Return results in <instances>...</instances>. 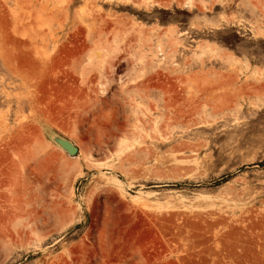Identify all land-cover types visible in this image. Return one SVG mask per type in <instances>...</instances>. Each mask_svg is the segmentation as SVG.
I'll return each instance as SVG.
<instances>
[{"label": "rangeland", "instance_id": "obj_1", "mask_svg": "<svg viewBox=\"0 0 264 264\" xmlns=\"http://www.w3.org/2000/svg\"><path fill=\"white\" fill-rule=\"evenodd\" d=\"M0 264H264V0H0Z\"/></svg>", "mask_w": 264, "mask_h": 264}, {"label": "water", "instance_id": "obj_2", "mask_svg": "<svg viewBox=\"0 0 264 264\" xmlns=\"http://www.w3.org/2000/svg\"><path fill=\"white\" fill-rule=\"evenodd\" d=\"M65 146L67 147V150L69 152H75L77 150V147L74 144H71L69 142H66Z\"/></svg>", "mask_w": 264, "mask_h": 264}]
</instances>
